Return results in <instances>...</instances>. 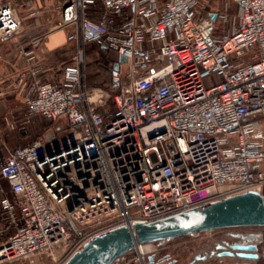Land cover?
I'll use <instances>...</instances> for the list:
<instances>
[{
  "label": "built area",
  "instance_id": "built-area-1",
  "mask_svg": "<svg viewBox=\"0 0 264 264\" xmlns=\"http://www.w3.org/2000/svg\"><path fill=\"white\" fill-rule=\"evenodd\" d=\"M16 1L0 0L2 42L21 27ZM234 2V23L227 0L53 2L73 62L47 75L46 31L19 51L22 128H54L0 160V264H64L117 226L264 195V0ZM88 42L111 56L103 82L88 81Z\"/></svg>",
  "mask_w": 264,
  "mask_h": 264
},
{
  "label": "water",
  "instance_id": "water-1",
  "mask_svg": "<svg viewBox=\"0 0 264 264\" xmlns=\"http://www.w3.org/2000/svg\"><path fill=\"white\" fill-rule=\"evenodd\" d=\"M210 18L214 20L215 14ZM43 138L49 143L52 132ZM237 226H264L263 194L249 190L150 222L117 226L86 241L64 264H113L139 245L161 244L178 236Z\"/></svg>",
  "mask_w": 264,
  "mask_h": 264
},
{
  "label": "crops",
  "instance_id": "crops-1",
  "mask_svg": "<svg viewBox=\"0 0 264 264\" xmlns=\"http://www.w3.org/2000/svg\"><path fill=\"white\" fill-rule=\"evenodd\" d=\"M55 0H17L15 4L21 27L15 36L9 41H0V151L12 135V139L18 145H24L26 129L22 128L21 115L24 111L22 94L18 90H12L11 86L16 79V62L19 51L28 47L30 39L35 34L44 31L41 29L46 24L50 14L55 16V24L59 22V14L53 7ZM34 11L33 16L29 15ZM25 20L32 26H23ZM65 29H51L46 31L45 37L36 50L38 62L44 67L47 75L59 76L64 64L73 62L75 44L67 40ZM89 83H95V78H88ZM12 122V126L8 123ZM41 136L38 134L36 137ZM35 138V137H34Z\"/></svg>",
  "mask_w": 264,
  "mask_h": 264
},
{
  "label": "flooded vegetation",
  "instance_id": "flooded-vegetation-1",
  "mask_svg": "<svg viewBox=\"0 0 264 264\" xmlns=\"http://www.w3.org/2000/svg\"><path fill=\"white\" fill-rule=\"evenodd\" d=\"M173 239L157 244L145 258L138 256L139 264H264V226L231 227Z\"/></svg>",
  "mask_w": 264,
  "mask_h": 264
},
{
  "label": "rangeland",
  "instance_id": "rangeland-1",
  "mask_svg": "<svg viewBox=\"0 0 264 264\" xmlns=\"http://www.w3.org/2000/svg\"><path fill=\"white\" fill-rule=\"evenodd\" d=\"M227 2H228V7H229V22L234 23L237 20V12H238L237 5L234 2V0H227ZM51 15L52 14H50V16L47 17V19L45 20L46 21L45 26L41 28L44 31L51 30L53 26L55 25V22H56L55 16H51ZM30 25L31 24L28 23L27 20H25L23 26H28L29 28H31L32 26ZM85 49H86V59H87V77L95 78V80L97 81L99 79L100 82L101 81L103 82L105 79L107 80L108 76L103 66L107 65L111 56L105 55L99 48H97L94 42H88ZM61 124L63 123H58V125H61ZM50 128L52 129L54 128V124L51 121H48L41 117L36 116L35 118H33L32 122H30L29 124L25 126V129L27 130L26 131L27 135H26V140L24 141V144L32 140L38 134H40L41 136L45 135L47 133V130H50ZM7 138L8 139L5 142L6 146H3V150L0 151V160L2 159L5 152L8 149L15 147L17 144L13 141L11 134L10 136L8 135ZM245 227L250 228L253 226H237L233 228H245ZM254 227H263V226H254ZM227 228H231V227H227ZM221 229L223 230L224 228L214 229V231L213 230H209V231L220 232ZM199 233L201 235H205L208 233V231H203ZM194 234H198V233H194ZM173 240L175 239L172 238L167 241L173 242ZM145 245H148V246H145ZM149 246L151 247L150 249H149ZM156 246H157V243L144 244L142 246L143 253H140L139 249H137L138 251L135 249H132L129 252L125 253L123 256L116 259L113 264H139L140 260L138 256H143L145 258L146 254L152 252L153 250L151 249ZM123 258H124V261H123ZM4 264H49V260L44 259L43 262H39L35 260V262L33 263L27 262L25 260H15V261L4 263Z\"/></svg>",
  "mask_w": 264,
  "mask_h": 264
},
{
  "label": "bare ground",
  "instance_id": "bare-ground-1",
  "mask_svg": "<svg viewBox=\"0 0 264 264\" xmlns=\"http://www.w3.org/2000/svg\"><path fill=\"white\" fill-rule=\"evenodd\" d=\"M142 246H143V245H139V247H137V249H139L140 253H143ZM145 246H148V245H145ZM149 247H150V246H149ZM137 251H138V250H137ZM138 254H139V252H138Z\"/></svg>",
  "mask_w": 264,
  "mask_h": 264
}]
</instances>
